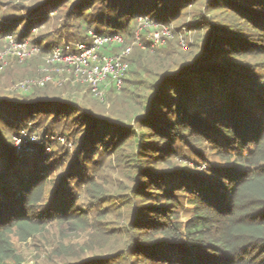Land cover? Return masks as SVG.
Wrapping results in <instances>:
<instances>
[{"label":"trees","instance_id":"16d2710c","mask_svg":"<svg viewBox=\"0 0 264 264\" xmlns=\"http://www.w3.org/2000/svg\"><path fill=\"white\" fill-rule=\"evenodd\" d=\"M65 2L43 0L26 6L23 15L4 16L0 37L15 34L16 40L25 39ZM198 2L76 0L67 18L79 23H70L61 39L85 40L89 30L100 33L102 26L112 27L111 33L131 34L134 20L142 14L175 25L182 9ZM204 6L209 12L220 11L209 14L210 19L200 13L175 25L176 37L182 26L204 30L181 58L170 60L174 53H160L176 42L174 38L155 51L135 46L128 56L130 70L120 91L134 94L127 84L149 90L134 125L110 122L86 113L77 102L47 94L0 98V264H22L10 261L16 258L10 240L15 227L30 236L52 220L79 227L89 222L88 211L70 197L67 182L83 180L89 197L96 200L86 205L90 211L96 208L93 219L107 217V206H96L110 202L100 201L109 194L97 183L98 172H89L87 164L99 170L104 156L111 154L132 173L134 183L130 196L119 197L136 209L125 231L130 264H264V0H205ZM58 43L43 45L41 52ZM150 61L157 63L155 74L146 66ZM133 64L142 70L134 73L152 74L154 79L131 78ZM47 86L55 85L47 82L35 89ZM118 92L111 90L108 96ZM46 116L56 122L73 118L82 133L73 139L76 157L63 172L61 189L40 204L50 182L52 165L46 150L54 134L45 127L40 142L34 143L37 152L18 151L14 135L24 128L31 134L36 130L28 123ZM59 136L70 139L65 133ZM179 156L201 159L204 172L178 168ZM112 231L119 235L117 228Z\"/></svg>","mask_w":264,"mask_h":264},{"label":"rangeland","instance_id":"374dc122","mask_svg":"<svg viewBox=\"0 0 264 264\" xmlns=\"http://www.w3.org/2000/svg\"><path fill=\"white\" fill-rule=\"evenodd\" d=\"M43 0H0V22L3 21V17L11 14L23 15L27 12L26 6L36 5ZM74 1L67 0L66 4L59 9H56L50 13V21L39 28H33L30 35L25 39L29 40L34 46L40 47L47 43L64 42L65 39H61L62 36H66L70 29L69 24H78L74 20H68L67 10ZM205 0H199L197 4L188 6L182 9V16L175 20L177 24L184 25L194 19V17L200 13L206 15L218 14L220 9H213L211 12L205 9ZM24 17V16H23ZM210 19V15L207 16ZM94 23V21H93ZM174 25V24H173ZM174 25V26H175ZM102 34H111L112 27L102 26ZM204 30H189V26H182L179 31L178 37L176 35L171 38L176 42L170 43L169 48L164 51H160L163 55L171 52L168 59L176 60L181 58L184 53L193 49L190 44L199 42V38ZM14 37L15 34H14ZM35 38H38L39 42H33ZM178 38V39H177ZM177 39V40H176ZM190 43V44H189ZM167 45V44H166ZM6 47L5 38L0 37V50H4ZM162 48V47H161ZM142 49V48H141ZM157 49V48H156ZM156 49H145L155 51ZM150 59V58H149ZM153 59V58H152ZM48 65L46 61L45 52H39L25 61H19L15 56H9L5 60L0 59V98L4 99H19L25 94H47L54 96L59 100H71L77 102L86 113H92L99 117H105L110 122L119 120L124 124L134 125V115L142 113L144 111L143 105L149 94V90L131 88L130 84H127L128 89H132L134 94L129 93L126 95L124 91H119V94L108 96L106 101H100L94 98L90 89L77 82L71 81V77L67 76V82H53L55 86H47L43 90L35 89L23 90L21 82L28 79H36L39 75L48 74L58 79L64 78L63 74H58L56 71H46L45 65ZM157 63L149 62L146 66L153 68V74L156 72ZM135 70L142 72L138 66L132 65L131 78L146 79V82H150L154 79V76L148 75V73L136 74ZM59 72V71H58ZM51 73V74H49ZM264 80V74L261 73ZM87 85V84H86ZM45 86V85H44ZM21 87V88H20ZM39 87V86H38ZM43 87V86H42ZM37 88V87H36ZM125 93V94H124ZM144 100V101H143ZM131 101V102H130ZM143 101V102H142ZM73 118L68 120L62 119L56 122L52 117H37L33 119L28 126L31 125L33 130L39 133V140L28 139V144L25 150L37 152L39 148L34 143H39L41 133L45 127L49 126V130L53 132L54 136H51L50 140L54 139V143L47 146L46 152L50 155L49 161L51 163V170L49 171L50 182H47L45 188L44 201L40 204H45L53 197L55 190L61 189L63 172H66L71 168V164L76 157L75 146L73 145V139L78 137L82 132L80 126H77L73 121ZM35 122L38 124L35 125ZM57 123H59L57 125ZM7 132V130H6ZM5 132V133H6ZM60 133L70 135V139L59 136ZM33 134V132H32ZM73 135V136H72ZM68 137V138H69ZM30 142L32 144H30ZM33 146V147H31ZM34 148V149H33ZM192 157V156H191ZM97 158V155L92 157ZM82 159V158H81ZM178 168H187L188 171L197 170L198 172H204V161L195 158H185V156L178 157ZM197 162H200L198 164ZM203 162V163H202ZM202 163V164H201ZM87 166L89 172L96 170L98 176L95 177L98 184L102 185L103 189L109 195L100 201L109 199L108 203H101L99 207L107 206L109 214L103 220H95L97 217L96 208L92 211L86 208L88 204L94 205L95 199L89 197L87 187L83 186V180L80 182H67L69 190L72 192L70 197L75 200V203L79 208H83L89 213V222L80 224H74L70 221L58 222L50 221L41 230L32 235H23L20 233L18 227L13 229L10 240L13 243L15 249L16 258H12L10 261H20L22 264H65V263H77L78 261H87L89 264H98L99 261H105L104 264H130V260L126 259V256L130 254L128 248L129 237L126 234V226L129 223L131 217L134 216L136 209L130 204H124L119 197L124 195L130 196L133 186L132 173L123 167L118 159L114 155L104 156V163L99 164L98 168L92 167V163H88ZM0 166H3L0 164ZM6 166V164H5ZM5 169V168H4ZM39 204V205H40ZM38 205V206H39ZM98 205V204H97ZM81 211V210H79ZM106 212V211H105ZM113 228L118 229V236L113 232Z\"/></svg>","mask_w":264,"mask_h":264},{"label":"built area","instance_id":"2783aa9c","mask_svg":"<svg viewBox=\"0 0 264 264\" xmlns=\"http://www.w3.org/2000/svg\"><path fill=\"white\" fill-rule=\"evenodd\" d=\"M173 23H162L150 14L138 15L132 24V33L116 32L111 34L97 33L89 30V38L77 41L59 42L45 52L46 71H56L64 78L39 75L36 79L21 82L23 90H32L35 86H44L47 82L71 81L88 86L94 98L106 101L111 90L120 91L130 70L127 59L135 46L142 49H156L167 44L175 35ZM190 30V29H189ZM6 47L0 50V59L15 56L19 61H25L41 52L40 47L34 46L29 40H16L11 34L5 37ZM21 88V87H20ZM30 123V122H29ZM31 127V125H30ZM39 133H28L21 129L14 135V143L18 151L27 147L28 139L39 140Z\"/></svg>","mask_w":264,"mask_h":264},{"label":"water","instance_id":"95a60500","mask_svg":"<svg viewBox=\"0 0 264 264\" xmlns=\"http://www.w3.org/2000/svg\"><path fill=\"white\" fill-rule=\"evenodd\" d=\"M167 76L172 77L173 75L172 74H168Z\"/></svg>","mask_w":264,"mask_h":264}]
</instances>
